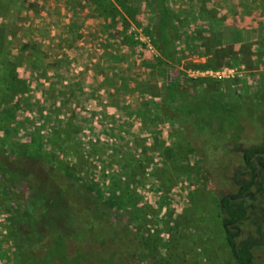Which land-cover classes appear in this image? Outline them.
Here are the masks:
<instances>
[{
	"label": "rangeland",
	"instance_id": "374dc122",
	"mask_svg": "<svg viewBox=\"0 0 264 264\" xmlns=\"http://www.w3.org/2000/svg\"><path fill=\"white\" fill-rule=\"evenodd\" d=\"M198 1L0 0V60L14 67L12 84L0 77V162L26 170L41 158L68 191L60 201L92 213L93 242L68 241L72 255L87 252L83 264H236L220 201L251 180L243 152L264 133V26L254 33L237 1L215 0L235 31L223 21L214 29ZM163 9L173 62L157 51ZM256 15L264 24V8ZM202 99L216 114L240 108L223 128L207 120L200 136L187 109ZM228 129L242 139L219 143ZM253 165L257 177L233 200L246 211L233 230L264 264V155ZM13 176L0 171V264L48 240L33 223L51 212L44 188ZM61 224L66 232L70 218Z\"/></svg>",
	"mask_w": 264,
	"mask_h": 264
},
{
	"label": "trees",
	"instance_id": "16d2710c",
	"mask_svg": "<svg viewBox=\"0 0 264 264\" xmlns=\"http://www.w3.org/2000/svg\"><path fill=\"white\" fill-rule=\"evenodd\" d=\"M166 16L167 11L163 9L159 22L158 49L165 59L173 62L175 57V45L173 38L168 32ZM0 66V77L2 78L1 80H3L4 85L12 84L9 79L13 77L11 75H13L14 67H9L4 60H0ZM197 102H201V105L205 110V113L198 118H196L197 113L195 111L197 105H199ZM197 102H191L188 104L187 115L192 117V121L195 122V125L199 128L198 133H201L200 136L210 135L209 133L203 132V128L207 120L210 118L215 119V121L218 120V125L220 128H223L225 126L223 118L226 111L230 112L234 107L240 108V106L232 105L228 106V109L226 111H222L221 114H216L213 111L215 110L214 104L211 102L204 99ZM247 107L249 110L250 106L248 105ZM223 135L226 140L219 141V143L226 142L232 145L235 141L242 139V136L236 139L233 136V131L229 129L225 130ZM210 140L212 143V136L210 137ZM257 154L264 155V133L261 137L259 148L254 150L247 149L243 152L244 164L251 175V180L243 184L237 194L233 196H224L220 201L224 238L236 264H253V254L250 248L247 245L238 246L236 242V234L233 229L238 222L246 217V211L242 207L236 206L233 200L243 196V194L249 190L255 177H257V171L253 165V158ZM28 159L29 165L26 164V170H20L13 167L6 160H4L0 162V171L12 174L14 175L13 177L17 179L21 174H23V179L28 177L32 181H35L38 184V187L44 188L40 198L42 202L47 200L50 203V206H47V209L51 210V212H49L47 216L43 217L41 220L33 221V223H38L41 226V230L39 231L40 233H44L45 239L48 240L38 252L32 250L29 245L19 248L17 254V264H83L82 261L87 259L85 257L87 252H85L83 248H77L75 250V254L72 255L70 251H68V241L71 239V242L80 245H85V242L88 244L93 242L91 237H93L95 230V222L92 213L84 210L78 199H75L77 204L66 207L63 202L60 201L59 197L61 195H65L68 191L65 186L59 184L58 179L53 178L50 167L46 166L41 161V158L29 157ZM90 207H92V205ZM67 217L70 218L71 227L64 232L61 223L62 220L65 221ZM19 225L22 226L20 222H18V226ZM79 239H84L85 241L82 240L84 243L79 242Z\"/></svg>",
	"mask_w": 264,
	"mask_h": 264
},
{
	"label": "crops",
	"instance_id": "0c3cea01",
	"mask_svg": "<svg viewBox=\"0 0 264 264\" xmlns=\"http://www.w3.org/2000/svg\"><path fill=\"white\" fill-rule=\"evenodd\" d=\"M236 1L238 2V6L240 9L238 8L239 11L234 12V13L238 14V15L240 14V16L242 15V17L245 20L246 19L247 20L248 19H254V23L251 24V27L254 25L253 26L254 28H252L253 29L252 31H254V33L256 32L257 29L261 30L262 25L264 26V24L262 23L261 17L256 15V13L260 12L262 14V8H264V0H232V1L229 0L228 2L229 3H236ZM213 4H215V0H199L198 1V7L200 9V12L198 13L199 20L207 21L208 25L214 29L216 28V25H217L216 23L218 21H223V26H225L229 30H234L233 27L230 28V24H232L231 23L232 20H231V17L229 16V14L228 15L225 14L223 16H220L219 14L216 15L213 11V6H212ZM232 7H237V5H233ZM203 10L205 12H203ZM162 12H163V10L160 12L161 15H162ZM167 13H168V11H167ZM247 13H249V16H247ZM168 21L169 20H168V15H167L166 16L167 27H168ZM159 22H160V20H159ZM227 22H228V25L226 24ZM92 24L94 25V23H92ZM248 24H250V22ZM168 29H169V27H168ZM247 30H248V28H247ZM260 34H259V36H260ZM157 51L160 53L159 49H157ZM163 59L168 61L164 57H163Z\"/></svg>",
	"mask_w": 264,
	"mask_h": 264
}]
</instances>
